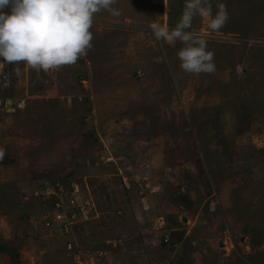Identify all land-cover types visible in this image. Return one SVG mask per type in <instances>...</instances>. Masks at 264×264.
Masks as SVG:
<instances>
[{"label":"rangeland","instance_id":"obj_1","mask_svg":"<svg viewBox=\"0 0 264 264\" xmlns=\"http://www.w3.org/2000/svg\"><path fill=\"white\" fill-rule=\"evenodd\" d=\"M185 2L117 0L58 71L0 59V264H264V0H211L218 32L193 19L217 69L199 75L149 26ZM56 185L82 212L67 234Z\"/></svg>","mask_w":264,"mask_h":264},{"label":"clouds","instance_id":"obj_2","mask_svg":"<svg viewBox=\"0 0 264 264\" xmlns=\"http://www.w3.org/2000/svg\"><path fill=\"white\" fill-rule=\"evenodd\" d=\"M117 0H0V59L5 63H23L35 71H58L74 66L92 48L95 14L107 11L119 16L113 7ZM213 15L211 0H186L181 17L172 29L157 21L150 29L157 41L182 47L176 52L180 68L188 74L216 72L214 52L208 50L207 41L190 29L197 16L207 21L211 32L221 30L229 20L227 7L216 5ZM159 62L163 57H158ZM14 72L21 75V69ZM5 86L8 76L3 71ZM2 83L0 82V85ZM0 149V160L4 158Z\"/></svg>","mask_w":264,"mask_h":264},{"label":"built area","instance_id":"obj_3","mask_svg":"<svg viewBox=\"0 0 264 264\" xmlns=\"http://www.w3.org/2000/svg\"><path fill=\"white\" fill-rule=\"evenodd\" d=\"M0 82L2 83L1 84V86H5L6 84L4 83V75H3V71L0 73ZM57 186V185H56ZM56 186H54V188H56V189H58V190H56V191H54V188L53 189H51V190H46L45 192H44V195H46L50 200L48 201V203H47V206L48 207H50V209H52V210H54V211H56V212H54L53 214V216H54V219H53V222L54 223H56V224H59L58 225V228L55 226V227H53L55 230H57L58 232L59 231H61V232H63V234L65 233V234H67V231L65 230V227H64V225L62 226V229H60V224H62V223H64L65 222V224H67L68 223V221L70 222V220L72 219V218H74L75 217V215L77 214V212H78V214H79V212L82 214V212H81V209L78 211V208L76 209V212L75 211H73V209L75 208L74 207V202L72 201V200H67V202H65L66 203V205L67 206H69L70 207V209L69 210H67V215L65 214V216H67L66 218L65 217H63V215L61 214V212L60 211H57V210H59V209H61L62 211H63V209L62 208H60V206H61V204L59 203V200H58V198H59V195H61V190H63V188H61V187H56ZM71 186H74L73 188H70V189H74V190H76L75 189V186L76 185H71ZM72 192H74V191H72ZM82 207H83V205H82ZM57 212H60V213H57ZM65 218V219H64ZM66 219H67V223H66ZM51 224V223H50ZM49 224V225H50ZM57 228V229H56ZM163 242L164 243H166L167 242V240H166V238H164L163 239ZM67 247L69 248V246L67 245Z\"/></svg>","mask_w":264,"mask_h":264},{"label":"trees","instance_id":"obj_4","mask_svg":"<svg viewBox=\"0 0 264 264\" xmlns=\"http://www.w3.org/2000/svg\"><path fill=\"white\" fill-rule=\"evenodd\" d=\"M1 87H2V86L0 85V91H2V90H3V89L1 90Z\"/></svg>","mask_w":264,"mask_h":264}]
</instances>
